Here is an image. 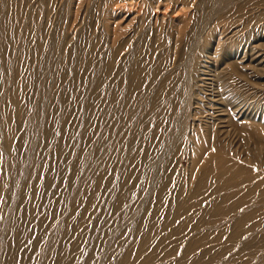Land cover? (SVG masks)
Listing matches in <instances>:
<instances>
[{"label": "rangeland", "instance_id": "374dc122", "mask_svg": "<svg viewBox=\"0 0 264 264\" xmlns=\"http://www.w3.org/2000/svg\"><path fill=\"white\" fill-rule=\"evenodd\" d=\"M251 119L264 0H0V264H264Z\"/></svg>", "mask_w": 264, "mask_h": 264}, {"label": "bare ground", "instance_id": "6f19581e", "mask_svg": "<svg viewBox=\"0 0 264 264\" xmlns=\"http://www.w3.org/2000/svg\"><path fill=\"white\" fill-rule=\"evenodd\" d=\"M227 29V28H226ZM112 63V62H111ZM140 66H138V69L139 70H137V69H134V72H133V82H132V85L133 86H137L139 83V81H138V79L140 78V75H141V72L142 71H140ZM196 70H198V69H194V71L196 72ZM238 74V73H237ZM245 76V75H244ZM246 76H248V75H246ZM246 125L248 126V130H247V134H248V136L249 137H251V138H255V139H257L258 141H259V143H260V141H262L264 138V127L262 126V124H259V123H256L254 120H249L247 123H246ZM237 126V125H236ZM216 143H217V145H220L221 146V142H217L216 141ZM221 149H222V146L220 147ZM218 152V151H217ZM207 157H208V160L209 161H207L206 162V166L208 165V168H207V170L209 171V170H211L210 169V167H211V165H212V163L213 162H215V161H217V160H219L220 159V156L216 153V155H210V156H208L207 155ZM214 160V161H213ZM213 161V162H212ZM209 162V163H208ZM211 164V165H210ZM210 165V166H209ZM207 170H206V173H207ZM222 176H221V178H224V177H226V176H228L230 173H231V171L228 169V167H227V164H226V162L225 163H223V166H222ZM229 182H231V181H229ZM229 182H227V183H229ZM225 186H226V184H225ZM224 186V187H225ZM216 195L215 196H217V195H220V194H218V193H215ZM264 194V193H263ZM218 201L214 204L215 206H217L219 209H222V205H220V199H217ZM255 213V212H254ZM229 214V213H228ZM234 214V213H233ZM249 216H248V214L247 215H245V216H242V217H240L238 220L237 219H235L234 220V222L236 223V226L237 227H240L241 225L242 226H245L244 224L245 223H247L248 222V220L250 219V218H248Z\"/></svg>", "mask_w": 264, "mask_h": 264}]
</instances>
